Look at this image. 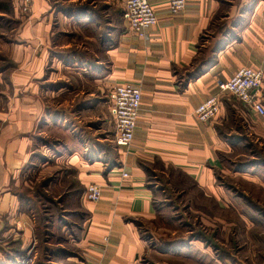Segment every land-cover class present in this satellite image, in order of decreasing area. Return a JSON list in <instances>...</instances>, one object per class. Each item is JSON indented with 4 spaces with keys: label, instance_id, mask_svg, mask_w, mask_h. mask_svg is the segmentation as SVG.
<instances>
[{
    "label": "crops",
    "instance_id": "crops-1",
    "mask_svg": "<svg viewBox=\"0 0 264 264\" xmlns=\"http://www.w3.org/2000/svg\"><path fill=\"white\" fill-rule=\"evenodd\" d=\"M49 1L30 0L23 35L6 45L13 71L0 70L14 91L0 105V264H34L20 190L27 171L50 168L68 188L59 218L78 234L73 251L56 248L66 264H264V118L228 95L211 123L194 115L243 67L262 71L264 107V0H187L176 16L149 0L157 24L143 36L128 31L126 0L115 22L98 6ZM115 86L142 93L129 149L112 142ZM48 128L70 142H47ZM91 184L96 203L82 199ZM168 191L197 223L160 240L157 196Z\"/></svg>",
    "mask_w": 264,
    "mask_h": 264
},
{
    "label": "rangeland",
    "instance_id": "rangeland-1",
    "mask_svg": "<svg viewBox=\"0 0 264 264\" xmlns=\"http://www.w3.org/2000/svg\"><path fill=\"white\" fill-rule=\"evenodd\" d=\"M103 1L104 0H50L49 3L52 4L53 8L59 6L60 9L64 10L66 8H80L82 6H90L91 8H97L98 6L97 9L101 12L103 10L107 12L108 10L111 14V19L115 22L116 18H118L122 12V6L119 7L117 0H111V6L107 5L109 8L107 7L104 9L102 6ZM30 7V0H0V11L6 12V14L0 12V70H5L4 72L8 73L10 70L13 71V64L9 65L8 60L6 61L4 59L6 58L5 55L8 51V46L6 45L8 42H14L18 36L23 35V30H21L23 28L22 22L24 17H26L27 14H30ZM64 28L68 31H78L77 26L73 27L71 25H65ZM19 39L21 40L22 38ZM3 93H6V96H4ZM8 94L11 97L14 95V91L10 89V87L6 88V86H0V105L3 106V110H5V106L8 102ZM65 100L67 102L69 98ZM43 133L44 135H47L44 140L46 139L49 143L53 141L51 139L58 138L63 139L65 142H70L68 136L57 131L50 130V128L46 129ZM255 160H264V154H258ZM54 171H56L54 168H50L44 172H37L35 169L27 171L24 179L26 185H23L20 190V193L24 198L22 206L25 208L23 209L31 212L34 217V235L37 240V244L35 250L30 255V257L32 256L35 258L34 264H66L70 260H67V258L60 260L55 257L58 251L56 248L61 249V252H65V254L67 253L66 251H73V246L69 243V240H71L70 238L76 239L78 236L76 229L71 230V233L68 232L67 226H65V223H68L65 222L67 220L59 218V204L61 203L63 208L68 206L65 201L59 202V199L62 200V197L60 198V196H65L68 188L66 187L64 181H57V179L60 178V175ZM37 178L38 180L36 181ZM46 184L47 192L45 191ZM83 195L82 199L84 198ZM173 195L174 194H171V192L168 191L166 195L159 194L157 196L158 201H161V204L159 205L160 210L164 213L161 216L159 223L161 228H163L160 233V240H166L167 235H169L168 230L176 228L179 230L178 232L181 233L182 230L187 228L186 226L188 223L189 225L197 223L193 215L186 211L184 208L185 206L182 203H176L177 206H174ZM53 202L54 204H52ZM174 207H176L175 213L173 210ZM73 222L77 221L73 220ZM11 247H14V245Z\"/></svg>",
    "mask_w": 264,
    "mask_h": 264
},
{
    "label": "built area",
    "instance_id": "built-area-1",
    "mask_svg": "<svg viewBox=\"0 0 264 264\" xmlns=\"http://www.w3.org/2000/svg\"><path fill=\"white\" fill-rule=\"evenodd\" d=\"M187 0H166L169 13L180 15L185 10ZM124 18L128 31L143 36L156 26L157 17L149 0H126ZM263 73L259 69L243 67L225 83L218 84V94L201 103L194 111L195 118L202 124L211 123L219 114L221 96L228 95L239 101L256 117L264 118V107L260 101ZM114 128L113 144L118 148L129 149L134 139L137 119L141 110L142 93L136 86H115L108 95ZM126 173L123 177H127ZM83 200L96 203L102 197V189L94 184L85 189Z\"/></svg>",
    "mask_w": 264,
    "mask_h": 264
}]
</instances>
